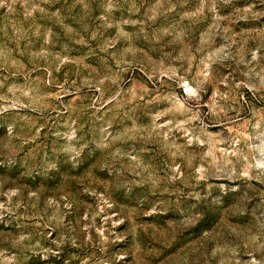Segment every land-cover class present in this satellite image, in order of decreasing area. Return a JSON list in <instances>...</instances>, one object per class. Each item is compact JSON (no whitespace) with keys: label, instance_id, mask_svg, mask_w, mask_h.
<instances>
[{"label":"rangeland","instance_id":"1","mask_svg":"<svg viewBox=\"0 0 264 264\" xmlns=\"http://www.w3.org/2000/svg\"><path fill=\"white\" fill-rule=\"evenodd\" d=\"M0 264H264V0H0Z\"/></svg>","mask_w":264,"mask_h":264}]
</instances>
